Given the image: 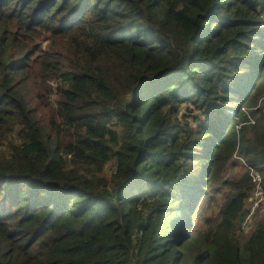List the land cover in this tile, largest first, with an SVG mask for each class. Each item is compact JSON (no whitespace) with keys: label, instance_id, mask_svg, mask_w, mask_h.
Wrapping results in <instances>:
<instances>
[{"label":"trees","instance_id":"1","mask_svg":"<svg viewBox=\"0 0 264 264\" xmlns=\"http://www.w3.org/2000/svg\"><path fill=\"white\" fill-rule=\"evenodd\" d=\"M263 106L264 0H0V264H264Z\"/></svg>","mask_w":264,"mask_h":264},{"label":"rangeland","instance_id":"2","mask_svg":"<svg viewBox=\"0 0 264 264\" xmlns=\"http://www.w3.org/2000/svg\"><path fill=\"white\" fill-rule=\"evenodd\" d=\"M246 170H247L246 163L244 161L239 160V156H235L234 164L230 169L229 177L232 179H239V174L245 172ZM221 199H222L221 193L215 194L214 198L211 200L212 206H220ZM217 211L218 208L209 211L208 214H206L203 218L201 217V219L197 223L199 232L201 231L203 233H208L213 226H216L214 219H216L217 217L218 214ZM263 217H264V204L255 213H250L248 215L249 221L243 228L245 229L244 230L245 234L249 235L254 230L260 219H262Z\"/></svg>","mask_w":264,"mask_h":264},{"label":"built area","instance_id":"3","mask_svg":"<svg viewBox=\"0 0 264 264\" xmlns=\"http://www.w3.org/2000/svg\"><path fill=\"white\" fill-rule=\"evenodd\" d=\"M251 176L253 178V182L256 183V185H257L256 191L254 194V199L252 200L253 202L251 205V212H250V213H255L262 206V204L264 202V191L261 189L262 179H261V176L259 175V173L252 170ZM248 221H249V218L245 222V225L247 224Z\"/></svg>","mask_w":264,"mask_h":264}]
</instances>
